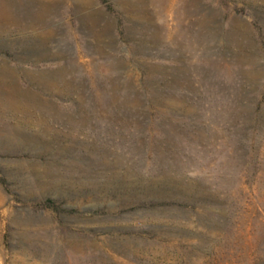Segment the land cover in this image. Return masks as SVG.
Segmentation results:
<instances>
[{"label":"rangeland","instance_id":"374dc122","mask_svg":"<svg viewBox=\"0 0 264 264\" xmlns=\"http://www.w3.org/2000/svg\"><path fill=\"white\" fill-rule=\"evenodd\" d=\"M3 1L0 264H264V0Z\"/></svg>","mask_w":264,"mask_h":264},{"label":"bare ground","instance_id":"6f19581e","mask_svg":"<svg viewBox=\"0 0 264 264\" xmlns=\"http://www.w3.org/2000/svg\"><path fill=\"white\" fill-rule=\"evenodd\" d=\"M7 2V1H6ZM6 2H4L3 0H0V8H2V13H1V15L0 16H2V18L3 17H6L7 16V5H8V3L6 4ZM6 9V10H5ZM5 10V11H4ZM9 16V15H8ZM7 18V17H6ZM11 18V17H10ZM1 20V19H0ZM2 70V69H1ZM6 75V74H5ZM2 77H4V76H2ZM13 81V80H12ZM15 89V88H14ZM15 91V90H14ZM13 91V92H14ZM12 92H10V94H11ZM14 96V95H13ZM10 98V97H9ZM13 98V97H12ZM2 99V98H1ZM16 100V99H15ZM13 104H15V103H13ZM16 107V106H15Z\"/></svg>","mask_w":264,"mask_h":264},{"label":"trees","instance_id":"16d2710c","mask_svg":"<svg viewBox=\"0 0 264 264\" xmlns=\"http://www.w3.org/2000/svg\"><path fill=\"white\" fill-rule=\"evenodd\" d=\"M107 8V10L111 13H115V10L113 8V5L108 0H100ZM224 0H222L223 2ZM51 204V201H49L48 205ZM51 206V205H49Z\"/></svg>","mask_w":264,"mask_h":264}]
</instances>
